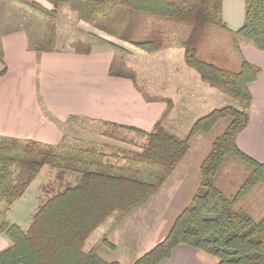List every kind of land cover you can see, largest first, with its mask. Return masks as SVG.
I'll use <instances>...</instances> for the list:
<instances>
[{"label": "trees", "instance_id": "1", "mask_svg": "<svg viewBox=\"0 0 264 264\" xmlns=\"http://www.w3.org/2000/svg\"><path fill=\"white\" fill-rule=\"evenodd\" d=\"M12 1L0 0V10H9L14 18L12 22H18L24 19L23 13L22 17H17L21 15L19 11L13 13ZM223 2H23L45 14L52 31L44 40L39 38V33H28L30 47L39 55L59 50L56 26L51 20L65 4L78 14V21L103 32L104 38L93 33L89 36L117 50L122 47L114 42L116 39L141 54L154 53L166 47L167 30L160 28L161 25L171 27V32L182 29L184 36L179 44L185 50L186 64L199 73L203 82L239 101L245 110L230 106L217 108L201 117L185 138L168 132L158 122L146 134L147 143L141 152L107 153L103 148L85 143L72 146L63 141L58 146H50L0 137V205H4L5 212L25 195L45 167L57 170L59 182L27 230L0 219V235L11 242L0 252V264H120L105 261L95 252H86L88 238L111 216L124 217L146 204L187 155L194 139L210 133L223 120L228 121V126L214 141L201 165V181L190 204L177 217L167 236L134 264H159L170 258L180 245L212 256L215 264H264V216L257 222L239 206L258 185H264V164L244 153L237 142L250 123V85L261 72L246 60L239 39L264 52V0H246L245 21L236 32H231L224 23ZM149 22H152L150 28ZM17 26L8 24L5 29L10 33L20 29ZM227 36H232V40L222 46ZM227 45H232L239 60L226 54ZM119 60L122 68L118 69ZM5 73L3 70L0 78ZM109 74L131 79L138 86L136 74L119 53L113 56ZM78 119L71 117L70 121ZM232 159L242 162L247 171L242 186L228 197L215 182Z\"/></svg>", "mask_w": 264, "mask_h": 264}, {"label": "crops", "instance_id": "2", "mask_svg": "<svg viewBox=\"0 0 264 264\" xmlns=\"http://www.w3.org/2000/svg\"><path fill=\"white\" fill-rule=\"evenodd\" d=\"M245 14L246 0H224L223 20L231 32H236L243 26ZM6 26V23H0V73L6 70L5 75L0 78V137L58 146L73 136L80 143L96 145L107 153L141 152L147 143V137L140 145L128 141L126 145L131 148L121 147L126 148L121 150L119 145L125 146V139L119 138L114 131L106 132L107 127L114 125L121 126L119 130L136 128L151 133L155 125L161 122L168 132L185 138L189 134L188 132L185 136V126H190L191 129L201 118L197 119L200 109L216 100L213 97L215 92L205 90L201 82L219 91L203 82L199 73L186 64L185 50L180 44L175 47L169 45L150 54L131 51L132 56L142 55L152 65L147 76L150 79L145 81V90L151 95H159L160 99L147 102L141 95L139 86L131 79L110 76L113 55L111 56L109 49L97 47L90 54L76 50H58L39 55L30 47L29 35L25 29L20 27L7 33ZM253 47L252 44L245 43L241 49L246 60L259 67L261 72L257 81L250 85V123L238 136L237 142L244 153L264 164V52ZM181 49L185 64L181 62L180 68L173 63L166 64L162 61L163 57L148 58L149 55L166 50L169 51V58L176 60L179 57L177 51ZM252 49L259 52L255 55ZM248 52L255 56L249 57ZM128 67L140 75L135 66L131 64ZM164 115L166 119L163 121ZM71 117L79 118L76 121L80 124L76 126V121H70ZM184 159L160 188L164 189L166 195L165 202L164 197L161 200L162 204L170 201L173 190L181 194L186 181L179 180L177 175ZM200 181L201 178L193 196ZM149 201L121 220L117 219L116 214L111 216L88 238L84 250L94 251L108 262L134 264L167 236L181 214L168 212L161 203H156V211L150 216L152 225L147 223V228L138 226L139 229L137 225L130 223V217L134 216V221H146L147 215L141 210L148 208ZM38 209L39 206L30 214V222ZM106 238L110 247L103 245L99 246L100 251L95 249ZM10 245V240L1 234L0 252ZM211 257L191 246L180 245L170 258L159 264H215V259Z\"/></svg>", "mask_w": 264, "mask_h": 264}, {"label": "rangeland", "instance_id": "3", "mask_svg": "<svg viewBox=\"0 0 264 264\" xmlns=\"http://www.w3.org/2000/svg\"><path fill=\"white\" fill-rule=\"evenodd\" d=\"M24 1L25 0H13L11 3V5L14 8L13 13L15 12L16 14L17 13L16 11H19L21 14L22 12L24 19L18 20V22H12L14 21V18L12 17L10 11L7 9H4L3 11L0 10L1 11L0 12V23L1 24L6 23L7 25L14 24V27H16L17 25H20L17 27H22L28 33H32L33 35L35 33H37L38 35L39 33V38H42L44 40V38H46V36H48L52 32L50 30L49 24H47V21H48L47 16L45 14L40 13L39 11L34 10L29 5H26L25 3H23ZM17 17H22V14L17 15ZM51 21H52V24L56 26V37L55 38H56L57 48L59 50H64V51L65 50H81V51L91 50L92 52L97 47H100V48L104 47L105 49H109L108 51L111 52V56L112 55L115 56V54L119 53L120 56L124 58L127 67L132 64L133 66L136 67L137 72L138 71L140 72L139 76L136 74V82H137V85L139 86V91L141 92V95H143L145 100L147 102H151L152 100L160 99L159 95H151L149 91L145 90V88H147L146 87L147 82L145 81H148L150 79V77L147 78V76L149 74V67H151L152 65L150 61L144 60V57L142 55L132 56L131 51H135L134 49L129 47L124 42L116 41L118 40L116 39L114 40V42L119 44L120 47H122L121 50L120 49L117 50L115 48H112L104 44L98 39L93 38L92 36H89V33H93L98 37H103L102 35L103 32L96 30L91 25L89 26L88 24H85L84 22L78 21V14L72 10L69 4L62 5L58 11L57 16L53 18ZM147 26L149 28L152 27V22L147 23ZM160 28H162L163 30L166 28L167 30V35L165 37V43H164L166 46L170 45L171 47H175L176 45L179 44V40L184 36L183 35L184 31L182 29H179V32H171L172 30L171 27H167V26L164 27L163 25H161ZM231 40H232V36L224 37L223 43H221L222 46L226 45ZM245 43H248V42H246L245 40L239 39V44L241 46H244ZM226 47H227L226 54L230 57H233L234 59L236 58L239 60V56L233 49L232 45L231 46L227 45ZM129 51H130V54H129ZM135 52L137 53L138 51H135ZM252 52L253 54L256 55L257 54L256 52H259V51L253 50ZM168 54H169V51L165 50L157 54L149 55L148 58L163 57L162 61H165L166 64L173 63L174 66L177 65V68H180L181 62L184 63V60L182 58L183 50L181 49L177 51V54L179 55V57L176 60L169 58ZM253 54H251V52L247 53L249 57L250 55H253ZM121 61L122 60H119L118 69L122 68ZM156 63L158 64L159 62L157 61ZM130 70H133V69H130ZM124 73H127V71H124ZM201 86L205 88V90H212L213 92H215L214 93L215 96L213 97L216 100L215 102L212 100L210 101L208 105L203 106V108L200 109L201 111L200 114L199 113L197 114V119L199 117L204 116L208 112L218 107H222V106H230L235 109L245 110L243 104L233 99L232 97L225 95L223 93H220L219 91L213 90L208 85L202 82H201ZM200 93L202 95L204 94L202 92ZM217 96H223V97L218 98ZM168 107H171V106L169 105ZM249 113H251V109L249 110ZM165 119L166 118L164 115L163 121ZM75 123H76L75 124L76 126L80 124L77 121ZM227 126H228V121L223 120L210 133L199 135L194 139V141L191 144L189 152L184 157L185 159L177 175L179 180L181 179V181L183 180L186 181L185 185L181 189V194L179 191L173 190L172 192L173 195L172 197H170V201L166 204H162L163 202H165L166 195H165L164 189L163 190L159 189L160 192H158L159 191L158 190L157 191L158 193L155 195V197H153L152 200L149 201L148 208L146 210H143V209L141 210V212L144 211L145 214L147 215V220L143 221L141 219V221H138V220L134 221L132 218L134 216H131L130 217L131 224L137 225V228L139 229L140 227L138 226H141V228H147L146 224L147 223L151 224L150 216L152 215V213H155L156 211L154 210L155 209L154 205L156 203L157 205L161 203L162 207H164L166 210L168 209V212L175 213V215H178L187 207V205L190 203L193 197V194L196 190L198 182L201 178V172H200L201 165L203 161L205 160V158L208 156L212 148V144L218 137H220L224 133ZM189 127L190 126H185V128H187V132L185 136L189 132L188 130L190 129ZM119 129L121 128L112 125V126L107 127L106 132L109 133L110 131H114L119 138L123 137V139H125L124 141L125 146L119 145L120 146L119 148L121 150L126 149V148H131V146L126 145L128 141H130V143L132 141L133 143L140 145L141 143H143L142 141L144 140V138L147 137L146 136L147 132H144L140 129H137L139 131L134 130L136 128H129L128 129L129 131H124V130H119ZM74 130L77 131L76 129H73V131ZM70 137L71 139L68 138L67 139L68 141H66L67 144L72 145V146L81 144L80 141L77 140L78 138H73V136H70ZM118 143L121 144V142H118ZM121 147H126V148H121ZM246 171H247V168L244 164H242V162L236 159H232L226 166L225 170L217 178L215 184L226 196L230 197L234 195L238 191V189L242 186L243 181L246 178ZM57 183H59L57 182V170L49 166L45 167L40 173V175L38 176L37 180L30 186L25 197L21 199L20 201L16 202L12 206L10 211L5 212L4 205L3 204L0 205V219L6 220L10 222L11 224H17L23 230H27V228L29 227L31 223L29 220L30 214L35 211L37 206L40 207L43 204V202L46 201L49 195H51L52 193L56 191ZM170 190L172 191V187L170 188ZM162 199H163V202L161 201ZM239 206L246 209L255 221L257 222L260 221L262 217L264 216V185L263 184L258 185L239 204ZM122 218H123L122 216L117 215L118 220H121ZM163 223H166V221ZM162 231L163 229L160 230L159 232H162ZM103 245L110 247L109 246L110 243L108 242L107 238L105 242L104 241L101 242L95 249L100 251L99 246H103Z\"/></svg>", "mask_w": 264, "mask_h": 264}]
</instances>
